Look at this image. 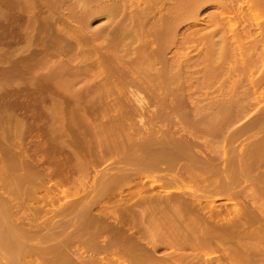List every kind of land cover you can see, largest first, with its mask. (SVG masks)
<instances>
[{
  "label": "rangeland",
  "instance_id": "rangeland-1",
  "mask_svg": "<svg viewBox=\"0 0 264 264\" xmlns=\"http://www.w3.org/2000/svg\"><path fill=\"white\" fill-rule=\"evenodd\" d=\"M163 1L164 0H0V264H139V262L144 264H146V262L147 264H159V262H161L160 264H264V82L258 89L259 92L257 91L256 93L255 91L253 93V88H250L252 86L249 85L252 82L249 78H254L256 80L264 76V63L258 62L260 64L259 66L262 68L259 67L261 70L258 68L256 73H253V71L255 72V65L254 67L252 66L253 69L249 67L251 65L249 61L252 62V60L247 59L249 64L248 67L250 68V72H248L250 76H247V74H245L247 72L246 61L242 59L245 61L244 63L241 61L237 62L240 56H237L239 57V59H237L235 54L237 55V53H239L237 52L239 48L237 47L236 49V45L232 43L234 40L232 41L231 39V41H229L232 43V46H235L233 50L234 52L236 50L237 53L233 52L232 46H229V42L227 47L231 50L228 52L229 50L227 51L228 48H226L227 52H225L227 55H234H231V58L229 57L230 55H224V61L226 62L223 61L224 63H222L224 64V69L221 67L219 68L220 71H218V65L213 68L222 75L218 76L219 73L216 72V70L215 72H208L207 69V74H213V76L211 75L209 78V75L207 76L206 71H204V67L207 65H203L205 61L206 63L210 62L204 57L208 52L207 49V52H205V48L207 47L205 41H207V38L206 36L205 38L201 37H203L204 33L215 28L214 25H212L213 19L211 20L212 22L210 21L212 24L208 21L212 18V15L217 16L220 14V8L216 9V5L213 3L211 4L212 1H207V4H203L206 3V1H203V5L201 4V7L199 5L200 11L197 16L198 18L196 16L192 18V15H189L188 9L191 8L190 6L193 0ZM183 6L186 10H184ZM112 9L115 12L112 11ZM110 10L113 13H111ZM209 11H213L214 14H209ZM215 11L216 13L219 11V13L216 14ZM170 12L171 14H169ZM174 12L176 13L174 14ZM236 15L237 17L234 19L236 24L234 23V26L239 29H234L240 31L246 22L243 23L244 19L242 21V12L240 13L239 11ZM172 17L175 19L173 22ZM218 17L219 15L217 19ZM129 18L131 21H129ZM141 19L142 22L145 21L142 23L140 22ZM179 20L182 22L184 21V23ZM117 21L118 24L114 25ZM150 21L153 24L149 26ZM136 23L138 25H136ZM172 23H174V26L171 25ZM255 23L253 24L254 26L257 25ZM170 25L172 27H170ZM205 25L208 28L211 25L213 27L211 26L212 29L207 28V30L205 29L203 31ZM144 26H147L146 31H144ZM152 26L157 28H153ZM124 27L126 30H124ZM257 27L258 26H255L254 30L258 31L259 29H257ZM162 29L165 30L163 31ZM166 29L169 30L167 31ZM198 29H202L204 33L202 31L199 33ZM142 30L146 32V36L149 38L145 37V33ZM148 30H150V34H148ZM151 31L153 33H151ZM228 31L229 34L227 33V35L230 36L232 32H230V30ZM174 32L176 34H174ZM177 33H179V35ZM187 33L193 34L194 36H189ZM195 33H197V35ZM82 34L84 37L88 36L91 41L89 42L88 38H84ZM159 34H162V36ZM218 35L220 34L218 33ZM89 36H91V38ZM106 36L111 37L107 38ZM197 36L201 39L197 38ZM217 36L216 38L214 37L215 40H219L220 37ZM169 37H172L170 38L172 40L174 39L173 42H171ZM193 37L195 39H193ZM134 38L137 39V41ZM130 39L135 41H131ZM103 40L105 41L101 44L100 42ZM200 40L203 42L201 43ZM209 40H211V38ZM161 41L164 42L165 45H163L164 43L161 45ZM196 41L199 43L197 44ZM167 42H169V44ZM157 43L161 45L159 46L160 49L156 48L158 46ZM188 43L189 45H187ZM89 44L90 46H88ZM103 44H108V47ZM220 44L221 43H218L219 46ZM142 45H145L144 48ZM186 45L188 47H186ZM109 46L114 48L110 49ZM199 47H201V49ZM127 48L130 53H127ZM153 48L155 51L151 50ZM96 49L100 50L98 51ZM63 50H65V53ZM87 50L89 52H87ZM136 50H138V52ZM162 50L164 54H161ZM152 51L155 54L152 53ZM149 52L151 55H149ZM113 53L115 56H112ZM131 53L133 56L130 55ZM136 53L137 56H135ZM99 54L100 56H98ZM102 54L105 55V57H103ZM141 54L146 57L149 55L148 57H151V60L152 58L154 59L152 60L154 63L156 61V65L150 64L149 61L148 63L151 66H147L148 64L145 63L150 59L145 57V59H147L145 60L143 56H140ZM93 55L94 58H92ZM154 55L157 56L154 58ZM177 57L178 59H175ZM91 58L92 61H96L91 62ZM54 59L55 62L53 61ZM226 59H229V61ZM102 60L105 61L102 62L103 64L101 63ZM230 60L232 62H230ZM194 62H198V67L196 66L194 70L198 68L199 71L194 74V76L197 75L198 77H195V80L198 79L195 85L197 86L199 84L198 88L202 91L200 93L202 102L198 103L199 105L203 103L201 105L202 108L205 104L208 106L211 104L210 106H212V100H214L212 97L220 94V87H223L222 89H225L224 91L229 93L232 89L234 90L235 86H239L237 90L242 92L238 91L237 98H239L240 93H246V95L245 93L242 94L240 99L236 98L239 102L231 105L232 107H230V109L232 108V111L230 109V111H227V114L231 115L232 113L233 116L220 114L223 119L216 116L215 121L218 119L216 121L218 123L222 122L219 120H223L222 124L214 123L213 118L210 116L206 118L204 115L205 113L203 114L204 110L199 114L197 112L200 110L197 111V107L192 108L197 102L191 100L192 98L189 96L188 92L190 90L192 91L195 87L189 88L187 86L188 80H184L183 77L188 75V72L185 71L187 68L185 67H187L188 64H194ZM141 63L143 66H141ZM173 63H175V65ZM52 65L55 66L53 67ZM86 65L90 69L85 67ZM152 65L154 66L152 67ZM180 65L181 68L183 67L185 69L181 70L182 73L179 75L181 79L179 78L180 80H177V84L176 82L174 83V81L172 82L170 75L173 76L172 73L177 71L175 70L176 68L181 69ZM114 66H116V68ZM156 66L159 67L156 68ZM199 66L201 67L199 68ZM231 66H235L233 69L237 68L235 72H228V70L232 69ZM100 67H103V69L101 70ZM154 67L157 69V73ZM168 67H172V70L175 71L173 72ZM256 67H258V65ZM121 68L124 69L122 70ZM144 68L147 69V71H145ZM192 68L193 66L191 69ZM208 68L212 69V67ZM138 70L141 72H138ZM222 71L226 72L223 74ZM242 72L244 76L241 75ZM97 73L99 75H97ZM166 73L169 74V76ZM76 75L77 78L75 77ZM237 75L243 78L241 77L239 79V77H237L236 82L235 78ZM231 76H235L234 80ZM224 77L227 78L221 81ZM228 77L229 79L231 78L232 81L231 79L228 80ZM132 78H134V80ZM159 78L162 79L160 80ZM208 78L211 83L206 81ZM247 78L251 80L250 83ZM52 79L53 83L51 81ZM124 81H126L127 85H125ZM234 82H236V84ZM247 82L249 84L244 85ZM80 83L83 85V89ZM100 83L102 84L99 85ZM169 83L171 86H169ZM204 83L207 84L205 85ZM161 84L162 86H160ZM200 85L202 88L199 87ZM247 85H249V87ZM86 86L88 89L84 88ZM145 86L147 88H144ZM78 87H80L79 91ZM178 88L181 90L177 91L180 94L175 92ZM248 88L251 89L252 92L251 90L249 91ZM67 89L69 90V94L71 93V97H69L70 95L68 93H65L68 92ZM76 90L80 93H76ZM173 90L178 96H176V94H170L174 93ZM247 90L248 92H246ZM166 92L169 93L166 95ZM133 93L136 94V97L138 93H140L143 102L140 98L136 99ZM206 93H208V100H205V102L203 98L206 96ZM100 96H105V98H101ZM209 96L211 100H209ZM91 97L94 98L91 99ZM110 97H113V100ZM116 97H118V99ZM226 97L230 98V95ZM77 99L79 100L77 101ZM111 100L113 102H111ZM208 101L212 102L208 104ZM241 101L242 104H240ZM243 101H246V104ZM255 102L261 103L256 104ZM82 103L85 105L83 106ZM116 103L118 106H122L118 107ZM177 104L180 105L177 106ZM234 105L236 108L239 106L241 107L236 109L233 107ZM208 106L206 107L205 105L206 108H208ZM111 109H114L113 112L115 115L111 113ZM242 109H246V112H241L243 114L240 113ZM194 110L197 111L195 117L192 116L194 115ZM236 110H239V112ZM107 111L110 114H107ZM117 111H119V113H117ZM257 111L259 113H257ZM186 112L188 113L186 114ZM162 113L164 115L166 114V116L163 115V117H161L162 115L160 114ZM206 115L208 114L206 113ZM222 115L226 116V118L222 117ZM199 116L200 118L203 117L204 120L206 118V121L200 119ZM89 118L90 120H88ZM198 118L200 121H197ZM252 118L254 120L251 121ZM114 119L118 120L115 121ZM169 120H172V123ZM201 120L212 126L214 124L213 127L209 125L212 130L208 128L204 122L202 123ZM108 121H111V125ZM96 122L99 123L96 124ZM194 122H196L197 125ZM224 122H227V124ZM201 123L202 126L206 128L203 129ZM198 124L201 127H199ZM220 126L224 127L225 130L222 128L220 129ZM144 130L146 132H144ZM110 132L111 134H109ZM171 132L172 134H170ZM197 132L199 133L197 134ZM223 133L224 135H221ZM237 133L240 134L236 135ZM139 137H141V139ZM142 138L144 140H142ZM145 138H147L148 142ZM198 138H201V140ZM109 139L110 141H108ZM168 139L169 141H167ZM103 140L105 141L104 143ZM137 140L138 142L140 140L139 144H137ZM190 140L193 144L190 143ZM196 141L197 144H195ZM98 145L101 146H99V149ZM102 149L105 150L103 151ZM161 150L162 152H160ZM106 151L109 152L107 153ZM188 152H190V154H188ZM59 154L61 156H59ZM77 154H80V156ZM148 155L149 158L147 157ZM158 156L161 158H157ZM119 158L120 160H118ZM132 158H135L134 161ZM152 160L154 162L159 161L157 162V166L160 168H158ZM135 162L137 164H135ZM190 162L192 164H190ZM160 163H163V165ZM75 165L76 167H74ZM151 165H155V168ZM160 165L164 168L162 169ZM166 167H170L169 170L171 169L172 171H170L172 173L167 171L168 169ZM157 168L158 170H156ZM159 170L162 171L159 173ZM63 172L66 175H63ZM169 180L171 181L169 182ZM149 193L152 194L150 195ZM161 195L164 198H160ZM173 202H175V205H172ZM152 203L158 204L156 206L155 204L152 205ZM146 207L147 209L144 210ZM155 207L158 209H155ZM152 211L155 212V214ZM214 211L219 213L216 214ZM150 215L152 216L150 217ZM155 215L159 217H155ZM213 218H215L216 223ZM160 219H162V222ZM153 223H155V225ZM220 224H222V226ZM204 225L207 228H205ZM6 227H8V230ZM209 227L212 228L210 229ZM10 230L11 234L9 233ZM3 232L4 234H2ZM8 234L11 236L10 239L8 238ZM3 235H6V239ZM160 235L163 236L160 237ZM111 240L114 241L111 242ZM7 242L9 243L6 244ZM88 242L94 243L93 248L95 247V250ZM130 242H132L133 245ZM129 243L130 246H134L132 248L134 251L131 250ZM4 244H6V246ZM9 244H12L10 246H13L15 251L11 248H7ZM88 244L89 246L91 245L90 248ZM103 244L106 247H104ZM83 246L89 250L87 251ZM107 246L110 251L107 249ZM109 246L115 249L109 248ZM137 246H139V248ZM96 248H98V251H96ZM104 248L107 250L102 251ZM120 249L121 252L119 251ZM140 250L145 251L142 252ZM167 256L170 258L168 259ZM129 257L132 258L130 259Z\"/></svg>",
  "mask_w": 264,
  "mask_h": 264
},
{
  "label": "bare ground",
  "instance_id": "bare-ground-1",
  "mask_svg": "<svg viewBox=\"0 0 264 264\" xmlns=\"http://www.w3.org/2000/svg\"><path fill=\"white\" fill-rule=\"evenodd\" d=\"M164 1H165V0H164ZM164 1H163V2H164ZM167 1H168V0H167ZM186 1H187V0H186ZM203 1H204V2L206 1V3H203V4H207V1H212L211 4H212V3L215 4V5H216V9H219V8H220V14H218L219 11H217L218 13H216V11H215V13L219 15L218 19H217V16H218V15H217V16L212 15V18L208 21V22H210V21L213 19V20H212L213 22L211 21L213 24L210 22V23H211L212 25H214V27H215V28H213V30L204 33L203 31H204L205 29L207 30V28H208V27H206V25H205L206 28L203 27V31H202V29H198L199 33H201L200 31H202V32L204 33L203 37H201V35H200V37H201V38H205V36H206V38H207V41H205V42L207 43V47L205 46V47H206L205 50L207 49L208 52H207V50H206V51H205V52H207L206 55L203 54V53H205V52H203L202 54H203L204 57L207 58V60L210 61V62H209V63H206V61H205L206 64L203 63V65H207V66H206L207 68L204 67V71H206V70L208 69V70H207L208 72H209V71H210V72H211V71H214V72H215L216 69L214 70L213 68L216 67V65H218V67H217L218 71H220L219 68H221V67H223L222 69H224V64H222V63L225 62V61H224V60H225V59H224V58H225L224 55H225V56L230 55V54L227 55L226 52H227L228 50H229L228 52H230V50H231V49H230L229 47H227V46H228L229 42H230L231 39H232V41L234 40L232 43H234V45H236V49H237V47L239 48V49H237V50H239V51H237V52H239V53H237L236 50H235V52L237 53V55L235 54V56H236V57H237V56H240V59H239V57H237V59H239V61H237V62H240V61H241L242 63H244V62L246 61V64H247V72H246L245 74H247V76H250V75H249L250 73L248 74V72H250V68H249V67H251V68L253 69L254 65H255V67H254V68H255V72L253 71V73H256V71L258 70V68L261 67V66H259V65H260L259 63H262V62L264 63V0H193V3H192V1H191V3H192V5L190 6L191 8L188 9V10H189V15L191 14V15H192V16H191L192 18H194V16H196V17L198 16L199 11H200L199 9H200V7L203 5V4H202ZM179 2H180V1H179ZM168 3H169V2H168ZM189 3H190V2H189ZM189 3H188V4H189ZM184 4H185V3H184ZM201 4H202V5H201ZM120 5H121V4H120ZM169 5H171V4H169ZM199 5H200V7H199ZM215 5H214V7H215ZM115 6H116V5H115ZM162 6H164V5H162ZM174 6H175V5H174ZM164 7H165V6H164ZM170 8H171V7H170ZM173 8H175V7H173ZM177 8H178V6H177ZM177 8H176V9H177ZM183 8H184V6H183ZM117 9H121V8H117ZM162 9H163V8H162ZM166 10H167V9H166ZM166 10H165V11H166ZM184 10H186V9L184 8ZM112 11H114V10L112 9ZM154 11H155V9H154ZM182 11H183V10H182ZM239 11H240V13L242 12V16H241V17H242V21H243V19H244L243 23H244V22H246V23H245V25L242 24V25H243V28H241L242 30L237 31V30H235V29H239V28H237V27L234 26V23L236 22V21H234V19H235V17H237L236 14H237V12H239ZM110 12H111V10H110ZM114 12H115V11H114ZM118 12H119V11H118ZM157 12H158V11H157ZM166 12H167V11H166ZM180 12H181V11H180ZM209 12H210V11H209ZM235 12H236V14H235ZM111 13H113V12H111ZM175 13H176V12H174V14H175ZM233 13H234V14H233ZM116 14H117V12H116ZM161 14H162V13H161ZM169 14H171V12H170ZM169 14H168V15H169ZM187 14H188V12H187ZM209 14H214V12L212 11V12H210ZM216 14H215V15H216ZM109 15H110V14H109ZM114 15H115V14H114ZM166 15H167V14H166ZM185 15H186V12H185ZM112 16H113V15H112ZM139 16H141V15H139ZM182 16H184V15H182ZM187 16H188V15H187ZM108 17H109V16H108ZM178 17H179V16H178ZM113 18H114V17H113ZM140 18H141V17H140ZM172 18H173V17H172ZM174 18H175V15H174ZM174 18H173L172 22L175 20ZM176 18H177V17H176ZM197 18H198V17H197ZM197 18H196V21H197ZM262 18H263V19H262ZM110 19H111V18H110ZM122 19H123V18H122ZM142 19H143V18H142ZM142 19H141V21H140V20H138V21L142 22ZM149 19H150V18H149ZM180 19H181V18H180ZM183 19H185V18H183ZM186 19H187V18H186ZM208 19H209V18H208ZM75 20H76V19H75ZM176 20H177V19H176ZM239 20H240V19H239ZM260 20H261V21H260ZM113 21H114V20H113ZM127 21H128V20H127ZM129 21H131L130 18H129ZM138 21H137V23H138ZM144 21H145V20H144ZM144 21H143V22H144ZM153 21H154V20H153ZM160 21H161V20H160ZM163 21H164V19H163ZM167 21H169V20H167ZM179 21H180V20H179ZM240 21H241V20H240ZM256 21H257V22H256ZM73 22H74V21H73ZM79 22H80V21H79ZM121 22H123V21H121ZM143 22H142V23H143ZM146 22H147V20H146ZM180 22H182V21H180ZM180 22H178V23H180ZM194 22H195V21H194ZM194 22H193V25H194ZM255 22H256V23H255ZM76 23H77V22H76ZM82 23H83V22H82ZM87 23H88V22H87ZM137 23H136V25H138ZM142 23H141V24H142ZM170 23H171V22H170ZM182 23H184V21H183ZM182 23H181V24H182ZM210 23H209V24H210ZM254 23L257 24V25H255V26H258V27H257V29H259L258 31H257V30H254V28H255V26L253 25ZM68 24H69V23H68ZM112 24H113V23H112ZM112 24H111V25H112ZM116 24H118V21H117L114 25H116ZM134 24H135V22H134ZM151 24H153V23H151V21H150L149 26H150ZM157 24H158V23H157ZM162 24H163V23H162ZM173 24H174V23H172L171 25L174 26ZM191 24H192V23H191ZM197 24H198V22H197ZM200 24H201V23H200ZM206 24H207V23H206ZM226 24H227V25H226ZM228 24H229L231 27H230ZM235 24H236V23H235ZM70 25H71V24H70ZM70 25H69V26H70ZM79 25H80V23H79ZM105 25H108V24H105ZM122 25H123V24H122ZM131 25H132V24H131ZM131 25H129V26H131ZM142 25H143V24H142ZM171 25H170V27H172ZM175 25H176V24H175ZM178 25H179V24H178ZM212 25H211V26H212ZM117 26H118V25H117ZM120 26H121V25H120ZM124 26H126V25H124ZM129 26H128V27H129ZM189 26H190V25H189ZM197 26H198V25H197ZM200 26H201V25H200ZM202 26H203V25H202ZM211 26L209 27L210 29H212ZM226 26H227V28H226ZM228 26H229V27H228ZM236 26H237V25H236ZM84 27H85V25H84ZM86 27H87V26H86ZM105 27H106V26H105ZM109 27H110V26H109ZM113 27H114V26H113ZM141 27H142V26H141ZM141 27H140V28H141ZM144 27H145V30H144V31H146V27H147V26H144ZM152 27H153V26H152ZM154 27H155V26H154ZM154 27H153V28H154ZM158 27H159V26H158ZM162 27H163V26H162ZM162 27H160V28H162ZM186 27H187V26H186ZM212 27H213V26H212ZM71 28H72V27H71ZM122 28H123V27H122ZM133 28H135V27H133ZM138 28H139V26H138ZM148 28H149V27H148ZM155 28H157V27H155ZM175 28H178V27H175ZM187 28H188V27H187ZM209 28H208V29H209ZM229 28H230V29H229ZM234 28H235V29H234ZM73 29H74V28H73ZM75 29H76V28H75ZM108 29H109V28H108ZM114 29H115V28H114ZM120 29H121V28H120ZM150 29L152 30L151 27H150ZM183 29H185V28H183ZM191 29H192V28H191ZM196 29H197V27H196ZM78 30H79V28H78ZM111 30H113V29H111ZM118 30H119V28H118ZM124 30H126L125 27H124ZM155 30H156V29H155ZM162 30H163V29H162ZM164 30H165V29H164ZM164 30H163V31H164ZM166 30H167V29H166ZM168 30H169V29H168ZM168 30H167V31H168ZM176 30H177V29H176ZM228 30H230V32H232V34L230 33V34H231L230 36L227 35V33L229 34V31H228ZM71 31H72V30H71ZM142 31H143V30H142ZM144 31H143V32H144ZM149 31H150V30H148V34H150ZM160 31H161V30H160ZM163 31H162V32H163ZM191 31H194V30H191ZM198 31H197V32H198ZM226 31H227V32H226ZM74 32H75V31H74ZM80 32H81V30H80ZM108 32H109V31H108ZM113 32H114V31H113ZM116 32H117V31H116ZM118 32H119V31H118ZM124 32H125V31H124ZM137 32H138V30H137ZM154 32H156V31H154ZM175 32H177V31H175ZM175 32H174V34H176ZM82 33H83V32H82ZM144 33H145V34H144L145 37L147 38L148 36H146V35H147L146 32H144ZM151 33H153V32L151 31ZM171 33H172V32H171ZM218 33H219L220 35H218ZM101 34H102V33H101ZM112 34H113V33H112ZM117 34H118V33H117ZM132 34H133V33H132ZM164 34H165V32H164ZM166 34H168V33H166ZM177 34L179 35V33H177ZM181 34H182V33H181ZM187 34H189V36H191V35L194 36L193 34H190V33H187ZM195 34L197 35V33H195ZM207 34H208V35H207ZM216 34H217L218 36H217ZM76 35H77V34H76ZM154 35H155V33H154ZM159 35L162 36V34H159ZM184 35H185V34H184ZM196 35H195V37H196ZM215 35H216L217 37H220L219 40H217V39L215 40V39H214V37L216 38ZM82 36H83V34H82ZM96 36H97V35H96ZM100 36H101V35H100ZM100 36H99V37H100ZM141 36H142V34H141ZM156 36H157V35H156ZM170 36H172V35H170ZM173 36H175V35H173ZM208 36H209V37H208ZM75 37H77V36H75ZM83 37H84V36H83ZM85 37L88 38V36H85ZM85 37H84V38H85ZM89 37L91 38V36H89ZM99 37H98V38H99ZM101 37H102V36H101ZM106 37H107V36H106ZM110 37H111V36H110ZM110 37L108 36L107 38H110ZM126 37H127V35H126ZM167 37H168V36H167ZM167 37H166V38H167ZM176 37H177V36H176ZM185 37H186V35H185ZM80 38H81V37H80ZM129 38H130V36H129ZM143 38H144V37H143ZM143 38H142V39H143ZM148 38H149V37H148ZM154 38H155V36H154ZM156 38H157V37H156ZM170 38H172V37H169V39H170ZM188 38H189V37H188ZM190 38H191V37H190ZM197 38H199V37L197 36ZM201 38H199V39H201ZM210 38H211V40H209ZM78 39H79V38H78ZM103 39H104V38H103ZM134 39H135V38H134ZM140 39H141V38H140ZM167 39H168V38H167ZM181 39H182V38H181ZM193 39H195V38L193 37ZM199 39H198V40H199ZM80 40H81V39H80ZM88 40H89V38H88ZM99 40H101V39H99ZM130 40H131V39H130ZM135 40L137 41V39H135ZM135 40L132 39L131 41H135ZM143 40H144V39H143ZM143 40H141V41H143ZM145 40H147V39H145ZM154 40H155V39H154ZM158 40H159V39H158ZM160 40H161V39H160ZM170 40H171V42H173L174 39H173V40L170 39ZM170 40H169V41H170ZM188 40H189V39H188ZM198 40H197V41H198ZM203 40H206V39H203ZM208 40H209L210 42H209ZM229 40H230V41H229ZM90 41H91V40H89V42H90ZM104 41H105V40H103V41L100 42V43L102 44ZM162 41H163V40H162ZM162 41L160 42L161 45H162V43H164V42H162ZM164 41H165V40H164ZM197 41H196V43H197ZM200 41H201V43L203 42L202 40H200ZM89 42H88V43H89ZM109 42H110V41H109ZM111 42H112V41H111ZM128 42H130V41H128ZM146 42H148V41H146ZM146 42H143V43H146ZM151 42H152V41H151ZM156 42H157V40H156ZM184 42H185V41H184ZM84 43H85V42H84ZM107 43H108V42H107ZM116 43H117V41H116ZM132 43H134V42H132ZM136 43H137V42H136ZM154 43H155V42H154ZM167 43L169 44V42H167ZM192 43H193V42H192ZM198 43H199V42H198ZM198 43H197V44H198ZM218 43H221L220 46L218 45ZM232 43L230 42V45H229L230 47L232 46V45H231ZM114 44H115V41H114ZM146 44H147V43H146ZM157 44H158V43H157ZM171 44H173V43H171ZM185 44H186V43H185ZM91 45H92V44H91ZM103 45H105V44H103ZM107 45H108V44H107ZM107 45H105V46H107ZM111 45H112V44H111ZM128 45L130 46L129 43H128ZM131 45H132V44H131ZM140 45H141V44H140ZM140 45H139V46H140ZM161 45L158 44V46H157L156 48L158 49L159 46H161ZM163 45H165V43H164ZM187 45H189V43H188ZM187 45H186V47H188ZM204 45H205V44H204ZM204 45H203V46H204ZM234 45L231 47L232 50H233L234 47H235ZM76 46H78V45H76ZM88 46H90V44H89ZM118 46H119V44H118ZM134 46H135V45H134ZM142 46H143V45H142ZM144 46H145V45H144ZM144 46H143V48H144ZM177 46H178V45H177ZM99 47H100V46H99ZM107 47H108V46H107ZM109 47H110V46H109ZM137 47H138V45H137ZM178 47H179V46H178ZM193 47H194V46H193ZM195 47H196V44H195ZM80 48H81V47H80ZM101 48H102V47H101ZM112 48H114V47H112ZM112 48L110 47V49H112ZM115 48H116V47H115ZM117 48H118V47H117ZM154 48H155V47H154ZM154 48L151 49V50H154V51H155L156 48H155V49H154ZM199 48L201 49V47H199ZM226 48H228L227 51H226ZM90 49H92V48H90ZM94 49H95V48H94ZM135 49H136V48H135ZM135 49H134V50H135ZM159 49H160V48H159ZM172 49H173V48H172ZM196 49H197V47H196ZM79 50H80V49H79ZM96 50H98V49H96ZM99 50H100V49H99ZM99 50H98V51H99ZM105 50H106V49H105ZM114 50H118V49H114ZM126 50H128V48H127ZM139 50H140V49H139ZM143 50H144V49H143ZM164 50H165V49H164ZM168 50H169V48H168ZM174 50H175V49H174ZM177 50H179V49H177ZM187 50H188V49H187ZM193 50H194V49H193ZM64 51H65V50H63V52H64ZM75 51H76V50H75ZM90 51H91V50H90ZM93 51H94V50H93ZM136 51L138 52V50H136ZM141 51H142V49H141ZM147 51H149V50H147ZM147 51H146V52H147ZM159 51H160V50H159ZM179 51H180V50H179ZM194 51H196V50H194ZM197 51H198V50H197ZM225 51H226V52H225ZM63 52H62V53H63ZM87 52H89V51L87 50ZM107 52H108V49H107ZM111 52H112V51H111ZM128 52H129V50L127 51V53H128ZM131 52H132V51H131ZM165 52H166V50H165ZM172 52H173V51H172ZM191 52H192V51H191ZM191 52H190V53H191ZM200 52H201V50H200ZM233 52H234V50H233ZM235 52H234V53H235ZM64 53H65V52H64ZM72 53H73V52H72ZM81 53H82V51H81ZM95 53H96V52H95ZM105 53H106V51H105ZM115 53H116V52H115ZM129 53H130V52H129ZM133 53H134V52H133ZM140 53H141V52H140ZM140 53H139V54H140ZM152 53H154V52L152 51ZM157 53H158V51H157ZM162 53H163V50L161 51V54H162ZM174 53H175V51H174ZM176 53H177V52H176ZM180 53H181V52H180ZM188 53H189V52H188ZM193 53H194V52H193ZM195 53H196V52H195ZM231 53H232V52H231ZM89 54H90V53H89ZM100 54H101V52H100ZM100 54H99L98 56H100ZM103 54H104V53H103ZM103 54H102V55H103ZM109 54H110V52H109ZM120 54H121V53H120ZM124 54H125V53H124ZM139 54H138V55H139ZM154 54H155V53H154ZM161 54H160V55H161ZM163 54H164V53H163ZM178 54H179V53H178ZM186 54H187V51H186ZM196 54H197V53H196ZM60 55H61V54H60ZM65 55H66V54H65ZM71 55H72V54H71ZM71 55H69V56H71ZM82 55H83V53H82ZM96 55H97V54H96ZM113 55H114V53L112 54V56H113ZM122 55H123V54H122ZM128 55H129V54H128ZM130 55H132V53H131ZM134 55H135V54H134ZM147 55H148V54H147ZM149 55H151L150 52H149ZM149 55H148V56H149ZM152 55H153V54H152ZM157 55H158V54H157ZM157 55H156V56H157ZM160 55H159V57H160ZM175 55H176V54H175ZM231 55H234V54H231ZM231 55L229 56L230 58H231ZM62 56H63V55H62ZM62 56H61V57H62ZM78 56H79V55H78ZM85 56H86V55H85ZM89 56H90V55H89ZM114 56H115V55H114ZM120 56H121V55H120ZM132 56H133V55H132ZM135 56H137V53H136ZM135 56H134V57H135ZM140 56L142 57L143 55L141 54ZM148 56H147V57H148ZM156 56L154 55L153 57L155 58ZM166 56H167V55H166ZM166 56H165V57H166ZM61 57H60V58H61ZM101 57H102V56H101ZM103 57H105V55H103ZM143 57H144V59H145L146 56L144 55ZM147 57H146V58H147ZM161 57H162V56H161ZM175 57H176V56H175ZM202 57H203V56H202ZM204 57H203V58H204ZM229 57H228V58H229ZM233 57H234V56H233ZM241 57H242V58H241ZM247 57H248V58H247ZM249 57H250V59H249ZM69 58H70V57H69ZM92 58H94V55L92 56ZM92 58H91V62L96 61V60H93V61H92ZM99 58H100V57H99ZM120 58H121V57H120ZM137 58H139V57H137ZM150 58H151V57H150ZM150 58L148 57L147 59H150ZM167 58H168V57H167ZM172 58H173V57H172ZM245 58H246V59H245ZM86 59H87V58H86ZM100 59H101V58H100ZM100 59H99V60H100ZM121 59H122V58H121ZM130 59H132V58H130ZM130 59H129V60H130ZM134 59H135V58H134ZM134 59H133V60H134ZM141 59H142V58H141ZM147 59H145V60H147ZM175 59H178V57L175 58ZM200 59H201V57H200ZM242 59H244L245 61L242 60ZM247 59H248V60H252V62L249 61V63L251 64L250 66H249V64H248V62H247V61H248ZM50 60H51V59H50ZM70 60H71V59H70ZM73 60H74V58H73ZM83 60H84V59H83ZM125 60H126V59H125ZM152 60H154V59L152 58ZM152 60H151V59H150V60H147L145 64H148L147 66H149L150 64H155L156 61H155V63H154ZM155 60H157V59H155ZM158 60H159V59H158ZM160 60H161V59H160ZM170 60H171V59H170ZM173 60H174V59H173ZM182 60H183V59H182ZM185 60H186V59H185ZM190 60H192V59H190ZM226 60L229 61V59H226ZM53 61L55 62V59H54ZM57 61H58V60H57ZM57 61H56V62H57ZM59 61H60V60H59ZM62 61H63V60H62ZM84 61H85V60H84ZM107 61H108V60H107ZM109 61H110V60H109ZM123 61H124V60H123ZM123 61H122V62H123ZM137 61H138V60H137ZM149 61H150V64L148 63ZM176 61H177V60H176ZM178 61H179V60H178ZM192 61H193V60H192ZM223 61H224V62H223ZM232 61H233V58H232ZM232 61L230 60V62H232ZM99 62H100V61H99ZM99 62H98V63H99ZM102 62H105V61L102 60L101 63H102ZM152 62H153V63H152ZM185 62H186V61H185ZM189 62H191V61H189ZM220 62H221V63H220ZM230 62H228V63H230ZM258 62H259V63H258ZM52 63H53V62H52ZM85 63H86V62H85ZM89 63H90V60H89ZM111 63H112V62H111ZM133 63H134V62H133ZM187 63H188V62H187ZM197 63H198V62H194V64H192V65H191V64H190V65L188 64V66L185 67V68H187L185 71L188 72V75H186L185 77H183L184 80H188V84H187V86H188L189 88H190V87H193V88L195 87L194 89L191 88L192 91H191L190 89H188V90H190L188 93H189V96L192 98V99H191V98H190V99H191L193 102H194V101L197 102V103L195 104L196 106L194 105L192 108H196V107H197V111H199V110H200V111L197 112L196 110H194L195 112H194V115H192V116L195 117L196 112L199 113V114H201L202 111L204 110L205 112L203 111V114L205 113V114H204L205 117L207 118V116H210L211 118H213L214 123H215V122L218 120V119H217V120L215 121L216 116H219L220 118H221L220 114H224V115L226 114L227 116H229L230 114H227V111H230V110L232 109V108L230 109V107H232L231 105H233V104H237V102H239L238 100H236L237 95H238V91H240V90H237V89L239 88V86H235V87H234V90L232 89L231 91H229V93H228V92H225V91H224L225 89H222L223 87H220V88H219V89H220V94L217 95L218 98H217V96L215 95L214 97H212V99H214V100H212L213 102H212V101H208V104H210V103L212 102V106H210V105H211V104H210V105H209L210 107H209L207 104H205L206 107L208 106L209 109L206 108L205 105L203 106V108L208 109V110L203 109L202 106H201L203 103H201L200 105L198 104V103L202 102V100H201L202 98L200 97V96H201L200 93H201L202 91H200L199 88H198V85H199V84H198L197 86L195 85V83L198 81V79H197V80H195V79L198 78V77H197V75L194 76V74L198 73V71H199L198 68H197L196 70H194L195 67L197 66ZM201 63H202V62H201ZM201 63H199V64H201ZM215 63H218V64H215ZM225 63H226V62H225ZM233 63H235V62H233ZM263 63H262V64H263ZM53 64H54V63H53ZM75 64H77V63H75ZM94 64H95V62H94ZM102 64H103V63H102ZM109 64H110V63H109ZM125 64H126V63H125ZM173 64L175 65V63H173ZM195 64H196V65H195ZM199 64H198V65H199ZM219 64H220V65H219ZM89 65H90V64H89ZM91 65H92V64H91ZM97 65H98V64H97ZM105 65H106V64H105ZM136 65H137V64H136ZM155 65H156V64H155ZM171 65H172V63H171ZM184 65H185V64H184ZM209 65H210V66H209ZM212 65H213V66H212ZM235 65H236V64H235ZM257 65H258V67H256ZM50 66H51V65H50ZM52 66L54 67L55 65H52ZM92 66H93V65H92ZM102 66H103V65H102ZM132 66H133V65H132ZM141 66H143L142 63H141ZM150 66H151V65H150ZM153 66H154V65H152V67H153ZM178 66H179V65H178ZM192 66H193V68L191 69ZM228 66H230V65H228ZM228 66H227V67H228ZM243 66H244V65H243ZM248 66H249V67H248ZM252 66H253V67H252ZM58 67H59V66H58ZM85 67H88V66L86 65ZM90 67H91V66H90ZM112 67H113V66H112ZM112 67H111V68H112ZM114 67L116 68V66H114ZM135 67H136V66H135ZM137 67H138V66H137ZM157 67H159V66H156V68H157ZM197 67H198V66H197ZM200 67H201V66H199V68H200ZM202 67H203V66H202ZM208 67H212V69H209ZM231 67H232V66H231ZM231 67H230V68H231ZM233 67H235V66H233ZM233 67H232V69H233ZM237 67H239V66H237ZM263 67H264V66H263ZM59 68H60V67H59ZM61 68H62V67H61ZM91 68H92V67H91ZM100 68H101V67H100ZM104 68H105V66H104ZM154 68H155V67H154ZM156 68H155V69H156ZM168 68L172 70V67H171V68L168 67ZM180 68H181V65H180ZM185 68H183V67H182L181 69H179V68L177 69V68H176L175 70H177V71L174 70L175 73H172L173 76L170 75V76H171L170 79H172V82L174 81V83H175V82L177 83V80H180V79H181V76L179 77V75H181V73H182L181 70H182V69H185ZM230 68H229V69H230ZM240 68H241V66H240ZM243 68H245V67H243ZM248 68H249V69H248ZM261 68H262V67H261ZM261 68H259V70H261ZM54 69H55V68H54ZM63 69H64V68H63ZM88 69H90V68L88 67ZM102 69H103V67L101 68V70H102ZM108 69L111 70L110 68H108ZM121 69L123 70L124 68H121ZM135 69H136V68H135ZM139 69H140V66H139ZM141 69H142V67H141ZM155 69H154V70H155ZM166 69H167V68H166ZM232 69L228 70V72H232V71L235 72V70H236L237 68H236V69H233V70H232ZM55 70H56V69H55ZM106 70H107V69H106ZM109 70H107V71H109ZM118 70H119V69H118ZM122 70H121V71H122ZM144 70L147 71V69H145V68H144ZM144 70H143V71H144ZM148 70H149V69H148ZM154 70H153V71H154ZM188 70H189V71H188ZM201 70H202V69H201ZM201 70H200V71H201ZM248 70H249V71H248ZM62 71H63V70H62ZM97 71H98V69H97ZM112 71H113V70H112ZM112 71H111V73H112ZM114 71H115V70H114ZM116 71H117V70H116ZM127 71H128V70H127ZM143 71H142V72H143ZM159 71H160V70H159ZM172 71H173V70H172ZM174 71H173V72H174ZM202 71H203V70H202ZM207 71H206V74H207ZM218 71L216 70V72H218ZM242 71H243V69H242ZM245 71H246V70H245ZM50 72L52 73L51 70H50ZM89 72H90V71H89ZM93 72H94V70H93ZM138 72H141V71L138 70ZM165 72H166V71H165ZM224 72H226V71H224ZM224 72L222 71L223 74H224ZM262 72H263V69H262ZM4 73H5V72H4ZM51 73H50V74H51ZM70 73H71V72H70ZM72 73H73V72H72ZM111 73H110V74H111ZM132 73H133V71H132ZM156 73H157V69H156ZM159 73H160V72H159ZM162 73H163V72H162ZM167 73H168V72H167ZM167 73H166V74H167ZM204 73H205V72H204ZM218 73H219V72H218ZM239 73H240V71H239ZM57 74H60V73H57ZM62 74H63V72H62ZM91 74H92V73H91ZM93 74H94V73H93ZM112 74H113V73H112ZM114 74H116V73H114ZM125 74H126V73H125ZM133 74H134V73H133ZM139 74H140V73H139ZM163 74H164V73H163ZM235 74H236V73H235ZM260 74H261V73H260ZM63 75H64V74H63ZM97 75H99V74L97 73ZM102 75H103V74H102ZM108 75H109V74H108ZM108 75H107V76H108ZM142 75H143V74H142ZM142 75H141V76H142ZM161 75H162V74H161ZM161 75H160V76H161ZM167 75L169 76V74H167ZM208 75H209V78H210L211 75L213 76V74H211V73H208L207 76H208ZM215 75H218V74H215ZM220 75H222V74L219 73L218 76H220ZM226 75H227V74H226ZM241 75H243V72L241 73ZM104 76H105V75H104ZM104 76H103V78H104ZM116 76H117V75H116ZM121 76H122V75H121ZM157 76L159 77L158 74H157ZM199 76H200V73H199ZM204 76H205V74H204ZM223 76H224V75H223ZM228 76H229V75H228ZM243 76H244V75H243ZM65 77H66V76H65ZM75 77L77 78V75H76ZM97 77H98V76H97ZM131 77H133V76H131ZM158 77H157V79H158ZM195 77H196V78H195ZM231 77H232V76H231ZM234 77H235V76H234ZM234 77H232L233 80H234ZM237 77H239V75H237L236 78H235V79H236V82H237ZM241 77H242V76H241ZM241 77H239V79H240ZM252 77H253V76H252ZM76 78H75V79H76ZM106 78H110V77H106ZM120 78H121V77H120ZM126 78H127V77H126ZM153 78H155V77H153ZM179 78H180V79H179ZM209 78H208V80L206 79V81H209V82H210ZM226 78H227V77H226ZM226 78H225V77L222 78L223 80H221V81H224ZM242 78H243V77H242ZM245 78H246V75H245ZM248 78H249V77H248ZM248 78H247V80H248ZM256 78H257V77H256ZM49 79H50V78H49ZM128 79H129V78H128ZM132 79L134 80V78H132ZM159 79H160V78H159ZM161 79H162V78H161ZM161 79H160V80H161ZM170 79H169V80H170ZM203 79H204V77H203ZM211 79H212V77H211ZM230 79H231V78H230ZM230 79H229V77H228V80H230ZM249 79L252 80L251 84H249L251 80H248L249 83L247 82V83H245V84L243 83V84H244V85H246V84L251 85L252 87H250V88H253V93H254V91H255V93H256V92L258 91V89L260 88V86H262V84H263V82H264V76L261 77V78L259 77V78L256 79V80H255L254 78H249ZM253 79H254V81H253ZM62 80H63V79H62ZM69 80H70V79H69ZM160 80H159V81H160ZM199 80H200V79H199ZM201 80H202V78H201ZM201 80H200V81H201ZM51 81H52V83H53V79H52ZM51 81H50V83H51ZM56 81H57V80H56ZM71 81H72V80H71ZM126 81H127V80H126ZM126 81H124V82H125V85H127V84H126ZM206 81H204V82H206ZM221 81H220V82H221ZM231 81H232V79H231ZM231 81H230V82H231ZM241 81H243V80H241ZM241 81H240V82H241ZM62 82H63V81H62ZM67 82H68V81H67ZM127 82H128V81H127ZM139 82H141V81H139ZM143 82H145V81H143ZM162 82H163V81H162ZM172 82H171V83H172ZM185 82H187V81H185ZM220 82H219V83H220ZM236 82H234V83L236 84ZM240 82H239V84H240V86H241V83H240ZM243 82H244V81H243ZM58 83H59V82H58ZM102 83H103V82H102ZM102 83H100L99 85H101ZM111 83H112V82H111ZM128 83H129V82H128ZM180 83H181V82H180ZM202 83H203V82H202ZM210 83H211V82H210ZM212 83H213V82H212ZM221 83H222V82H221ZM225 83H226V82H225ZM227 83H228V81H227ZM227 83H226V84H227ZM85 84H86V83H85ZM85 84H84V86H85ZM104 84H105V82H104ZM123 84H124V83H123ZM164 84H165V83H164ZM164 84H163V85H164ZM169 84H170V83H169ZM177 84H178V83H177ZM196 84H197V83H196ZM204 84L206 85L207 83H204ZM223 84H224V82H223ZM231 84H232V83H231ZM80 85H81V87L83 86L81 83H80ZM80 85H79V86H80ZM86 85H87V84H86ZM88 85H90V84H88ZM94 85H95V84H94ZM96 85H97V84H96ZM130 85H131V84H130ZM136 85H137V84H136ZM143 85H144V84H143ZM148 85H149V84H148ZM165 85H166V84H165ZM182 85H183V84H182ZM202 85H203V84H202ZM205 85H204V86H205ZM210 85H211V84H210ZM214 85H215V84H214ZM221 85H222V84H221ZM221 85H219V86H221ZM249 85H247V86L249 87ZM58 86H59V85H58ZM92 86H93V85H92ZM103 86H104V85H103ZM160 86H162V84H161ZM169 86H171V84H170ZM169 86H168V87H169ZM224 86H225V85H224ZM73 87H74V86H73ZM101 87H102V86H101ZM155 87H156V86H155ZM155 87H154V89H155ZM173 87H174V84H173ZM173 87H172V88H173ZM180 87H181V85H180ZM199 87H201V85H200ZM59 88H60V87H59ZM79 88H80V87H78V91H79ZM84 88L88 89L87 86L84 87ZM111 88H112V87H111ZM139 88H140V87H139ZM144 88H147V87L145 86ZM148 88H149V87H148ZM161 88H162V87H161ZM175 88H176V87H175ZM201 88H202V87H201ZM207 88H210V87H207ZM207 88H204V89H207ZM212 88H213V87H212ZM242 88H243V86H242ZM52 89H53V88H52ZM82 89H83V87H82ZM82 89H81V90H82ZM97 89H98V88H97ZM150 89H151V88H150ZM157 89H158V88H157ZM176 89H177V88H176ZM176 89H175V90H176ZM217 89H218V86H217ZM217 89H215V90H217ZM219 89H218V91H219ZM246 89H247V87H246ZM248 89H249V88H248ZM63 90H64V89H63ZM67 90H68V89H67ZM125 90H126V88H125ZM142 90H143V89H142ZM182 90H183V89H182ZM201 90H203V89H201ZM212 90H213V89H212ZM228 90H229V89H228ZM250 90H251V89H249V91H250ZM71 91H72V90H71ZM76 91H77V90H76ZM78 91H77L76 93H80V92H78ZM82 91H83V90H82ZM82 91H81V92H82ZM134 91H135V90H134ZM134 91H132V92H134ZM152 91H153V90H152ZM168 91H169V89H168ZM177 91H181V90H179V88H178V90H176L175 92H177ZM243 91H245V90H243ZM63 92H65V91H63ZM93 92H94V91H93ZM130 92H131V90H130ZM171 92H172V90H171ZM173 92H174V90H173ZM175 92H174V93H170V94H176ZM190 92H191V93H190ZM204 92H205V90H204ZM208 92H209V91H208ZM210 92H211V91H210ZM215 92H216V91H215ZM240 92H242V91H240ZM240 92H239V93H240ZM246 92H248V90H247ZM251 92H252V90H251ZM258 92H259V91H258ZM65 93H66V94H67V93L69 94V90H68V92H65ZM141 93H142V92H141ZM168 93H169V92H168ZM168 93L166 92V95H167ZM177 93H178V92H177ZM183 93H184V91H183ZM216 93H217V92H216ZM244 93H245V92H244ZM244 93H242V94H244ZM260 93H261V91H260ZM263 93H264V92H263ZM70 94H71V93H70ZM70 94H69V95H70ZM133 94H134V96H135L136 99H139V98H140L141 101L143 100V98L141 99V96H140L141 94H140V93H138V96H137L138 98L136 97L137 91H136V94H135V93H133ZM178 94H180V93H178ZM242 94L240 93V94H239V98H237V99H240V97H242V96H241ZM69 95H68V96H69ZM76 95H77V94H76ZM78 95H79V94H78ZM88 95H89V94H88ZM158 95H159V94H158ZM205 95H206V96H205ZM205 95H204V96H205L206 98H205V97L203 98L204 101H205V100H208V93H206ZM211 95H214V94H211ZM211 95H210V96H211ZM227 95H228V96L230 95V98L226 97ZM245 95H246V93H245ZM259 95H260V94H259ZM109 96H110V95H109ZM109 96H108V98H109ZM111 96H112V95H111ZM129 96H130V95H129ZM134 96H133V97H134ZM144 96H145V95H144ZM144 96H143V97H144ZM161 96H162V95H161ZM161 96H159V97H161ZM168 96H169V95H168ZM176 96H178V95L176 94ZM210 96H209V100H211V99H210V98H211ZM254 96H255V95H254ZM64 97H65V95H64ZM69 97H71V95H70ZM78 97H79V96H78ZM95 97H96V96H95ZM100 97L102 98L103 96H100ZM157 97H158V96H157ZM164 97H165V95H164ZM164 97H163V99H164ZM202 97H203V96H202ZM234 97H235V98H234ZM92 98H94V97H91V99H92ZM101 98H100V99H101ZM103 98H105V96H104ZM106 98H107V97H106ZM110 98H111V97H110ZM114 98H115V97H114ZM116 98L118 99V97H116ZM120 98H121V97H120ZM245 98H246V97H245ZM259 98H260V97H259ZM111 99L113 100V97H112ZM117 99H114V100H117ZM154 99H155V98H154ZM170 99H171V98H170ZM175 99H177V98H175ZM247 99H248V98H247ZM247 99H245V100H247ZM255 99H256V97H255ZM255 99H254V100H255ZM263 99H264V97H263ZM66 100H67V98H66ZM78 100H79V99H77V101H78ZM112 100H111V102H113ZM152 100H153V97H152ZM179 100H181V99H179ZM199 100H200V101H199ZM234 100H235L236 103L234 102ZM241 100H242V99H241ZM254 100H253V101H254ZM261 100H262V99H261ZM261 100H260V101H261ZM105 101H106V100H105ZM137 101H138V100H137ZM144 101H145V100H144ZM204 101H203V102H204ZM255 101H256V100H255ZM257 101H258V100H257ZM262 101H263V100H262ZM52 102H53V101H52ZM70 102H71V101H70ZM81 102H82V101H81ZM142 102H143V101H142ZM159 102H160V101H159ZM171 102H172V101H171ZM177 102H178V101H177ZM205 102H206V101H205ZM209 102H210V103H209ZM243 102H244V101H243ZM245 102H246V101H245ZM245 102H244V103H245ZM109 103H110V102H109ZM114 103H115V102H114ZM138 103H139V101H138ZM144 103H145V102H144ZM190 103H192V102H190ZM255 103H256V102H255ZM259 103H261V102H259ZM259 103L257 102L256 104H259ZM111 104H112V103H111ZM154 104H155V103H154ZM160 104H161V103H160ZM163 104H164V102H163ZM240 104H242V101L240 102ZM245 104H246V103H245ZM82 105L84 106L85 104L82 103ZM93 105H94V104H93ZM112 105H113V104H112ZM112 105H111V106H112ZM116 105H117V103H116ZM135 105H137V104H135ZM140 105H142V104H140ZM144 105H145V104H144ZM161 105H162V104H161ZM168 105H169V104H168ZM171 105H172V103H171ZM171 105H170V107H171ZM173 105H174V104H173ZM178 105H180V104H177V106H178ZM197 105H199V106H197ZM90 106H91V105H90ZM117 106H118V105H117ZM121 106H122V105H121ZM121 106L119 105L118 107H121ZM145 106H146V105H145ZM200 106H201V107H200ZM236 106H237V105H236ZM248 106H249V105H248ZM115 107H116V106H115ZM115 107H114V108H115ZM136 107H137V106H136ZM136 107H135V108H136ZM154 107H155V106H154ZM161 107H162V106H161ZM163 107H164V105H163ZM166 107H167V105H166ZM186 107H187V106H186ZM233 107H235V105H234ZM240 107H241V106H239V107H237V108H240ZM52 108H53V107H52ZM79 108H80V107H79ZM84 108H85V107H84ZM105 108H106V107H105ZM109 108H111V107H109ZM116 108H117V107H116ZM116 108H115V109H116ZM140 108H141V107H140ZM159 108H160V107H159ZM174 108H175V107H174ZM183 108H185V107H183ZM235 108H236V107H235ZM237 108H236V109H237ZM81 109H82V108H81ZM119 109H120V108H119ZM142 109H143V108H142ZM144 109H145V108H144ZM157 109H158V108H157ZM168 109H169V108H168ZM171 109H172V107H171ZM181 109H182V108H181ZM189 109H190V108H189ZM201 109H202V110H201ZM229 109H230V110H229ZM100 110H101V109H100ZM111 110H112V109H111ZM111 110H110V111H111ZM120 110H121V109H120ZM120 110H119V111H120ZM132 110H133V109H132ZM159 110H160V109H159ZM233 110H234V108H233ZM252 110H253V109H252ZM252 110H250V111H252ZM84 111H85V109H84ZM96 111H97V110H96ZM105 111H106V109H105ZM108 111H109V109H108ZM108 111H107V112H108ZM113 111H114V109L112 110L111 113H113V114L115 115V113H114ZM119 111H117V113H119ZM123 111H124V110H123ZM144 111H145V110H144ZM176 111H177V110H176ZM188 111H189V110H188ZM231 111H232V110H231ZM234 111H235V110H234ZM236 111L239 112V110H236ZM247 111H248V109H247ZM52 112H53V111H52ZM88 112H89V111H88ZM99 112H101V111H99ZM115 112H116V111H115ZM124 112H126V111H124ZM137 112H138V109H137ZM161 112H162V111H161ZM161 112H159V113H161ZM170 112H171V111H170ZM241 112H243V113L246 112V109H244V110L242 109V111L240 110V113H241ZM94 113H95V112H94ZM117 113H116V114H117ZM131 113H132V112H131ZM176 113H177V112H176ZM182 113H183V112H182ZM184 113H185V112H184ZM187 113H188V112H186V114H187ZM191 113H192V112H191ZM206 113H207L208 115H206ZM243 113H241V114H243ZM248 113H249V112H248ZM248 113H247V114H248ZM254 113H255V112H254ZM257 113H259V112L257 111ZM96 114H97V113H96ZM107 114H110V113L108 112ZM139 114H140V113H139ZM178 114H179V113H178ZM178 114H177V115H178ZM186 114H185V115H186ZM189 114H190V112H189ZM192 114H193V113H192ZM199 114H198V115H199ZM241 114H240V115H241ZM91 115H92V114H91ZM111 115H112V114H111ZM123 115H124V113H123ZM160 115H162L161 117H163L164 114L162 113V114H160ZM182 115H183V114H182ZM224 115H222V117L226 118V116H224ZM231 115L233 116L232 113H231ZM231 115H230V116H231ZM263 115H264V114H263ZM105 116H107V115H105ZM116 116H118V115H116ZM119 116H120V115H119ZM125 116H126V115H125ZM164 116H166V114H165ZM173 116H174V115H173ZM201 116H202V115H201ZM94 117H95V116H94ZM100 117H101V116H100ZM100 117H99V118H100ZM102 117H103V116H102ZM108 117H109V116H108ZM129 117H130V116H129ZM161 117H160V118H161ZM176 117H178V116H176ZM180 117H181V116H180ZM187 117H188V116H187ZM187 117H186V118H187ZM190 117H191V116H190ZM237 117H240V116H237ZM90 118H91V117H90ZM90 118H89L88 120H90ZM96 118H97V117H96ZM103 118H105V117H103ZM110 118H111V117H110ZM119 118H120V117H119ZM123 118H124V117H123ZM126 118H127V117H126ZM157 118H158V117H157ZM157 118H156V119H157ZM160 118H159V119H160ZM171 118H173V117H171ZM171 118H170V119H171ZM199 118H200V116H199ZM199 118L197 119V121L199 120ZM206 118H205V120L203 119V117L200 118V119H203L204 121H206ZM211 118H210V119H211ZM260 118H261V116H260ZM84 119H85V118H84ZM145 119H146V117H145ZM147 119H148V118H147ZM151 119H152V118H151ZM168 119H169V116H168ZM176 119H177V118H176ZM183 119H184V118H183ZM221 119H223V118H221ZM232 119H234V118H232ZM255 119H256V118H255ZM91 120H92V119H91ZM100 120H101V118H100ZM107 120H108V119H107ZM114 120H115V119H114ZM116 120H118V119H116ZM116 120H115V121H116ZM125 120H126V119H125ZM127 120H128V119H127ZM153 120H154V119H153ZM173 120H174V119H173ZM186 120H188V119H186ZM189 120H190V119H189ZM192 120H193V119H192ZM213 120H212V121H213ZM252 120H254V119L252 118L251 121H252ZM115 121H114V122H115ZM120 121H121V120H120ZM169 121H170V120H169ZM169 121H168V122H169ZM171 121H172V120H171ZM171 121H170V122H171ZM177 121H178V120H177ZM190 121H191V120H190ZM199 121H200V120H199ZM201 121H202V120H201ZM204 121H202V123H203ZM219 121H222V122H223V120H219ZM224 121H226V120H224ZM249 121H250V119H249ZM108 122H109V121H108ZM110 122H111V121H110ZM110 122H109V124H110ZM112 122H113V121H112ZM182 122H183V121H182ZM192 122H193V121H192ZM208 122H210V121H208ZM222 122H218V123H221V124H222ZM229 122H230V121H229ZM262 122H263V121H262ZM86 123H87V122H86ZM98 123H99V122H98ZM98 123L96 122V124H98ZM120 123H121V122H120ZM171 123H172V122H171ZM171 123H170V124H171ZM174 123H175V122H174ZM180 123H181V122H180ZM194 123H196V122H194ZM202 123H201V126H202ZM206 123H207V122H206ZM206 123L204 122V124L207 125L208 128H211V127L214 126L213 123H212L213 126H212L211 124H206ZM216 123H217V122H216ZM218 123H217V124H218ZM224 123H225V122H224ZM224 123H223V124H224ZM231 123H232V121H231ZM170 124H169V125H170ZM176 124H177V123H176ZM191 124H192V123H191ZM217 124H216V125H217ZM225 124H227V122H226ZM225 124H224V126H225ZM249 124H250V123H249ZM106 125H108V124H106ZM110 125H111V124H110ZM115 125H116V124H115ZM181 125H183V124H181ZM181 125H180V126H181ZM187 125H188V124H187ZM193 125H194V124H193ZM196 125H197V123H196ZM198 125H199V124H198ZM205 125H204V126H205ZM209 125H210L211 127H210ZM261 125H262V124H261ZM96 126H97V125H96ZM180 126H179V127H180ZM201 126L199 125V127H201ZM222 126H223V125H222ZM94 127H95V126H94ZM98 127H99V125H98ZM165 127H166V126H165ZM168 127H169V126H168ZM171 127H173V126H171ZM186 127H187V126H186ZM199 127H198V128H199ZM202 127H203V126H202ZM225 127H226V126H225ZM227 127H228V126H227ZM244 127H245V126H244ZM96 128H97V127H96ZM100 128H101V127H100ZM110 128H111V127H110ZM183 128H184V127H183ZM188 128H189V127H188ZM195 128H196V126H195ZM198 128H197V129H198ZM204 128H206V127H203V129H204ZM208 128H207V129H208ZM221 128L224 129V127H221V126H220V129H221ZM92 129H93V128H92ZM94 129H95V128H94ZM140 129H141V127H140ZM145 129H146V128H145ZM164 129H165V128H164ZM164 129H163V130H164ZM218 129H219V128H218ZM243 129H244V128H243ZM97 130H98V129H97ZM101 130H102V128H101ZM103 130H104V129H103ZM105 130H106V129H105ZM135 130H136V129H135ZM183 130H185V129H183ZM191 130H192V129H191ZM211 130H212V128H211ZM224 130H225V129H224ZM236 130H237V129H236ZM112 131H113V130H112ZM112 131H111V132H112ZM164 131H165V130H164ZM188 131H189V130H188ZM198 131H199V130H198ZM200 131H201V130H200ZM214 131H215V130H214ZM233 131H234V130H233ZM233 131H232V133H233ZM237 131H239V130H237ZM237 131H235V132H237ZM111 132H110L109 134H111ZM144 132H146V131L144 130ZM147 132H148V131H147ZM183 132H186V131H183ZM183 132H182V133H183ZM193 132H194V131H193ZM202 132H203V131H202ZM217 132H218V131H217ZM223 132H225V131H223ZM94 133H95V132H94ZM97 133H98V132H97ZM104 133H106V132H104ZM198 133H199V132H197V134H198ZM240 133H241V132H240ZM240 133H237L236 135H238V134H240ZM134 134H135V133H134ZM138 134H139V133H138ZM170 134H172V132H171ZM191 134H192V133H191ZM210 134H211V133H210ZM233 134H234V133H233ZM51 135H52V134H51ZM53 135H54V134H53ZM106 135H107V134H106ZM145 135H147V134H145ZM167 135H168V134H167ZM188 135H189V134H188ZM203 135H204V133H203ZM221 135H224V133L221 134ZM236 135H235V136H236ZM99 136H100V135H99ZM102 136H103V135H102ZM142 136H143V135H142ZM163 136H164V135H163ZM165 137L168 138L167 136H165ZM190 137H191V136H190ZM195 137H196V136H195ZM220 137H221V136H220ZM104 138H105V137H104ZM108 138H109V137H108ZM139 138L141 139V137H139ZM183 138H184V137H183ZM185 138H186V137H185ZM216 138H217V137H216ZM222 138H223V136H222ZM145 139H146V141H147V138H145ZM151 139H152V138H151ZM196 139H197V138H196ZM198 139L201 140V138H198ZM207 139H208V138H207ZM218 139H219V138H218ZM134 140H136V139H134ZM142 140H144V139L142 138ZM142 140H141V141H142ZM149 140H150V137H149ZM193 140H194V139H193ZM97 141H98V140H97ZM100 141H101V140H100ZM100 141H99V142H100ZM108 141H110V139H109ZM150 141H151V140H150ZM167 141H169V139H168ZM173 141H176V140H173ZM194 141H195V140H194ZM208 141H209V140H208ZM222 141H223V140H222ZM52 142H53V141H52ZM104 142H105V141L103 140V143H104ZM106 142H107V141H106ZM135 142H136V141H135ZM137 142H138V140H137ZM139 142H140V140H139ZM139 142H138L137 144H139ZM143 142H144V141H143ZM147 142H148V141H147ZM154 142H155V141H154ZM179 142H180V140H179ZM182 142H183V141H182ZM218 142L221 143L220 141H218ZM110 143H111V142H110ZM175 143H177V142H175ZM175 143H174V144H175ZM183 143H184V142H183ZM190 143H192L191 140H190ZM194 143H195V142H194ZM206 143H207V142H206ZM208 143H209V142H208ZM51 144H52V143H51ZM135 144H136V143H135ZM140 144H141V143H140ZM151 144H152V143H151ZM166 144H167V143H166ZM192 144H193V143H192ZM195 144H197V141H196ZM198 144H199V143H198ZM202 144H203V143H202ZM132 145H133V144H132ZM148 145H149V144H148ZM153 145H154V144H153ZM203 145L206 146L205 144H203ZM217 145H218V144H217ZM53 146H54V145H53ZM56 146H57V145H56ZM99 146H100V145H98V149H99ZM133 146H134V145H133ZM160 146H161V145H160ZM189 146H190V145H189ZM218 146H219V145H218ZM100 147H101V146H100ZM103 147H104V146H103ZM108 147H109V146H108ZM199 147H200V146H199ZM207 147H208V146H207ZM214 147H216V146H214ZM220 147H221V146H220ZM52 148H54V147H52ZM133 148H134V147H133ZM136 148H138V147H136ZM136 148H135V149H136ZM179 148H180V147H179ZM179 148H178V149H179ZM188 148H189V147H188ZM191 148H192V147H191ZM203 148H204V147H203ZM203 148H202V149H203ZM100 149H101V148H100ZM181 149H182V148H181ZM217 149H218V148H217ZM52 150H53V149H52ZM54 150H55V149H54ZM67 150H68V149H67ZM102 150H103V149H102ZM104 150H105V149H104ZM104 150H103V151H104ZM132 150H133V149H132ZM138 150H139V149H138ZM138 150H137V151H138ZM156 150H157V149H156ZM183 150H185V149H183ZM64 151H65V150H64ZM103 151H102V152H103ZM151 151H153V150H151ZM106 152H107V151H106ZM106 152H105V153H106ZM108 152H109V151H108ZM108 152H107V153H108ZM111 152H112V151H111ZM160 152H162V150H161ZM165 152H166V151H165ZM168 152H169V151H168ZM168 152H167V153H168ZM257 152H258V151H257ZM69 153H70V150H69ZM77 153H78V152H77ZM107 153H106V154H107ZM144 153H145V152H144ZM53 154H54V152H53ZM66 154H67V153H66ZM103 154H104V153H103ZM111 154H112V153H111ZM147 154H148V153H147ZM160 154H162V153H160ZM165 154H166V153H165ZM165 154H164V155H165ZM188 154H190V152H188ZM54 155H55V154H54ZM77 155L80 156V154H77ZM137 155H138V154H137ZM139 155H140V154H139ZM164 155H163V156H164ZM186 155H187V154H186ZM57 156H58V155H57ZM59 156H61V155L59 154ZM65 156H66V155H65ZM70 156H71V155H70ZM103 156H104V155H103ZM131 156H132V155H131ZM154 156H155V155H154ZM156 156H157V155H156ZM159 156H160V155H159ZM159 156H158L157 158H159ZM161 156H162V155H161ZM49 157H50V156H49ZM51 157H52V156H51ZM108 157H109V156H108ZM111 157H112V156H111ZM115 157H116V156H115ZM147 157L149 158V155H148ZM184 157H185V156H184ZM130 158H131V157H130ZM154 158H155V157H154ZM157 158H156V159H157ZM160 158H161V157H160ZM160 158H159V159H160ZM167 158H168V157H167ZM170 158H171V156H170ZM56 159H57V158H56ZM134 159H135V158H132L133 161H134ZM171 159H172V158H171ZM61 160H62V159H61ZM116 160H117V159H116ZM118 160H120V158H119ZM122 160H123V159H122ZM122 160H121V161H122ZM153 160H154V159H153ZM153 160H152V161H153ZM157 160H158V159H157ZM168 160H169V159H168ZM207 160H208V159H207ZM69 161H70V160H69ZM72 161H73V160H72ZM127 161H128V159H127ZM154 161H156V160H154ZM154 161H153V163L156 164V166H157V162H159V161H157V162H154ZM166 161H167V160H166ZM169 161H172V160H169ZM205 161H206V160H205ZM76 162H77V161H76ZM122 162H123V161H122ZM128 162H129V161H128ZM172 162H173V161H172ZM198 162H199V161H198ZM54 163H55V162H54ZM78 163H79V162H78ZM129 163H130V162H129ZM166 163H167V162H166ZM193 163H194V162H193ZM59 164H60V163H59ZM135 164H137V163L135 162ZM138 164H139V163H138ZM160 164L163 165V163H160ZM188 164H189V163H188ZM190 164H192V163L190 162ZM202 164H203V163H202ZM207 164H208V163H207ZM73 165H74V164H73ZM126 165H127V164H126ZM126 165H125V166H126ZM165 165H166V164H165ZM167 165H168V164H167ZM185 165H187V164H185ZM193 165H195V164H193ZM62 166H63V164H62ZM135 166H136V165H135ZM151 166H153V165H151ZM154 166H155V165H154ZM154 166H153V167H154ZM160 166H161V165H160ZM168 166H169V165H168ZM64 167H65V166H64ZM64 167H63V168H64ZM66 167H67V165H66ZM74 167H76V165H75ZM128 167H129V166H128ZM153 167H152V168H153ZM157 167L160 168L159 166H157ZM161 167H162V166H161ZM201 167H202V166H201ZM110 168H111V167H110ZM154 168H155V167H154ZM158 168H157L156 170H158ZM163 168H164V167H162V169H163ZM166 168H167V167H166ZM169 168H170V167H169ZM169 168H167V169H168L167 171H170V170H171V169L169 170ZM174 168H175V167H174ZM174 168H173V171H174ZM65 169H66V168H65ZM68 170H69V169H68ZM73 170H74V169H73ZM150 170H151V169H150ZM179 170H180V169H179ZM182 170H183V169H182ZM103 171H104V170H103ZM113 171H114V170H113ZM140 171H141V170H140ZM160 171H162V170H159V173H160ZM171 171H172V170H171ZM171 171H170V172H171ZM64 172H66V171H64ZM64 172H63V175H66V174H64ZM69 172H70V171H69ZM133 172H135V171H133ZM136 172H137V171H136ZM138 172H139V171H138ZM142 172H143V171H142ZM157 172H158V171H157ZM165 172H166V171H165ZM170 172H169V173H170ZM181 172H182V171H181ZM118 173H119V172H118ZM129 173H130V172H129ZM171 173H172V172H171ZM177 173H178V172H177ZM182 173H183V172H182ZM182 173H180V174H182ZM104 174H105V172H104ZM123 174H124V173H123ZM173 174H174V173H173ZM175 174H176V173H175ZM178 174H179V173H178ZM186 174H187V173H186ZM69 175H70V174H69ZM100 175H101V173H100ZM105 175H106V174H105ZM114 175L116 176L115 173H114ZM120 175H122V174H120ZM180 176H181V175H180ZM182 176H183V175H182ZM187 176H188V174H187ZM73 177H74V175H73ZM109 177H110V176H109ZM173 177H174V175H173ZM177 177H178V175H177ZM183 177H184V176H183ZM179 178H182V177H179ZM184 178H185V177H184ZM68 180H69V179H68ZM105 180H106V179H105ZM114 180H115V179H114ZM166 181H167V180H166ZM170 181H171V180H169V182H170ZM173 181H174V180H173ZM167 182H168V181H167ZM151 187H152V186H151ZM151 187H150V188H151ZM143 188H144V187H143ZM146 189H147V188H146ZM147 192H149V191H147ZM149 194H150V193H149ZM151 194H152V193H151ZM151 194H150V195H151ZM189 195H190V194H189ZM158 196H159V195H158ZM167 196H169V195H167ZM170 196H171V195H170ZM152 197H153V196H152ZM174 197H175V196H174ZM160 198H164V197H162V195H161ZM169 198H170V197H169ZM152 199H153V198H152ZM150 200H151V198H150ZM158 200H159V199H158ZM158 200H157V201H158ZM176 200H177V199H176ZM146 201H147V200H146ZM152 201H154V200H152ZM167 201H168V200H167ZM136 202H137V201H136ZM147 202H148V201H147ZM161 202H162V201H161ZM176 202H177V201H176ZM140 203H141V202H140ZM169 203H170V202H169ZM182 203H183V202H182ZM153 204H155V203H152V205H153ZM157 204H158V203H156L155 205L157 206ZM184 204H185V203H184ZM172 205H175V202H173ZM141 206H142V205H141ZM146 206H147V205H146ZM159 206H160V205H159ZM159 206H158V207H159ZM178 206H179V205H178ZM147 207H148V206H147ZM147 207H146L144 210H146ZM163 207H164V206H163ZM170 207H171V206H170ZM156 208H157V207H155V209H156ZM167 208H168V206H167ZM183 208H184V205H183ZM157 209H158V208H157ZM159 209H160V208H159ZM160 210H161V209H160ZM157 211H158V210H157ZM212 211H213V210H212ZM150 212H151V211H150ZM152 212H153V211H152ZM214 212L216 213V211H214ZM153 213L155 214V212H153ZM209 213H210V212H209ZM218 213H219V212H217L216 214H218ZM150 214H151V213H150ZM158 215H159V214H158ZM160 215H161V214H160ZM151 216H152V215H150V217H151ZM208 216H209V215H208ZM211 216H212V213H211ZM216 216H219V215H216ZM144 217H145V216H144ZM144 217H143V218H144ZM155 217H159V216H156V215H155ZM161 217H162V216H161ZM146 218H147V217H146ZM146 218H145V219H146ZM152 218H153V217H152ZM202 218H203V217H202ZM205 218H206V217H205ZM209 218H210V217H209ZM209 218H208V219H209ZM147 219H148V218H147ZM213 219H214V222H215V218H213ZM160 220H161V222H162V219H160ZM163 220H164V219H163ZM146 221H148V220H146ZM208 221H209V220H208ZM151 222H152V221H151ZM214 222H213V223H214ZM205 223H206V222H205ZM205 223H204V224H205ZM207 223H208V222H207ZM215 223H216V222H215ZM218 223H219V222H218ZM218 223H217V224H218ZM226 223H227V222H226ZM153 224L155 225V223H153ZM162 224H163V223H162ZM222 224H223V223H222ZM222 224H220V225L222 226ZM229 224H230V223H229ZM206 225H207V224H206ZM215 225H216V224H215ZM218 225H219V224H218ZM226 225H227V224H226ZM208 226H209V225H208ZM213 226H214V225H213ZM230 226H231V224H230ZM204 227L207 228L205 225H204ZM224 227H225V226H224ZM228 227H229V226H228ZM235 227H236V226H235ZM7 228H8V227H6V229H7ZM202 228H203V227H202ZM209 228H210V227H209ZM211 228H212V227H211ZM211 228H210V229H211ZM216 228H217V227H216ZM229 228H230V227H229ZM157 229H158V228H157ZM195 229H196V228H195ZM7 230H8V229H7ZM7 230H5V231H7ZM159 230H160V229H159ZM159 230H158V231H159ZM228 230H229V229H228ZM153 231H154V229H153ZM220 231H221V230H220ZM230 231H231V230H230ZM232 231H233V230H232ZM10 232H11V230L9 231V233H10ZM154 232H155V231H154ZM216 232H217V231H216ZM221 232H222V231H221ZM221 232H220V233H221ZM7 233H8V232H7ZM157 233H158V232H157ZM213 233H214V232H213ZM222 233H223V232H222ZM0 234H1V232H0ZM2 234H4V232H3ZM10 234H11V233H10ZM10 234H8V235H9V237H8L9 239H10V237H11ZM155 234H156V233H155ZM215 234H216V233H215ZM223 234H224V233H223ZM8 235H7V236H8ZM156 235H157V234H156ZM158 235H159V234H158ZM3 236H4V235H3ZM12 236H13V235H12ZM130 236H131V235H130ZM130 236H129V237H130ZM137 236H138V235H137ZM140 236H141V235H140ZM162 236H163V235H162ZM162 236L160 235V237H162ZM164 236H165V235H164ZM5 237H6V235L4 236V238H5ZM135 237H136V236H135ZM153 237H154V236H153ZM155 237H156V236H155ZM5 239H6V238H5ZM133 239H135V238H133ZM133 239H132V240H133ZM132 240H130V241H132ZM136 240H137V239H136ZM141 240H142V239H141ZM154 240H155V238H154ZM154 240H152V241H154ZM7 241H8V239H7ZM10 241H11V240H10ZM112 241H114V240H111V242H112ZM133 241H134V240H133ZM142 241H143V240H142ZM142 241H141V242H142ZM155 241H156V240H155ZM157 241H158V240H157ZM93 242L96 243L95 241H93ZM127 242H128V241H127ZM141 242H140V243H141ZM8 243H9V242H7L6 244H8ZM88 243H89V242H88ZM94 243H89V244L92 245V248H93V244H94ZM130 243L132 244V242H130ZM130 243H129V246H130ZM151 243H152V242H151ZM153 243H154V242H153ZM6 244H4V245L6 246ZM20 244H21V243H20ZM89 244H88V246H89ZM110 244H111V243H110ZM110 244H109V245H110ZM116 244H118V243H116ZM10 245H12V244H9V245H8L9 247L7 246V248H11V249H13V250L15 251V249L13 248V246H10ZM91 245H90V246H91ZM95 245H97V244H95ZM95 245H94V246H95ZM103 245H104V244H103ZM103 245H102V247H103ZM119 245H120V244H119ZM125 245H126V244H125ZM125 245H124V246H125ZM132 245H133V244H132ZM138 245H139V244H138ZM150 245H151V244H150ZM86 246H87V244H86ZM90 246H89V248H90ZM111 246H112V244H111ZM115 246H116V245H115ZM124 246H123V247H124ZM127 246H128V244H127ZM83 247H84V246H83ZM104 247H106V246L104 245ZM119 247H120V246H119ZM119 247H118V248H119ZM130 247H131V250H132V248H133L134 246H133V247L130 246ZM130 247H129V248H130ZM137 247L139 248V246H137ZM140 247H141V246H140ZM146 247H147V246H146ZM148 247H149V245H148ZM150 247H151V246H150ZM154 247H155V246H154ZM154 247H153V248H154ZM84 248L86 249V247H84ZM94 248H95V247H94ZM94 248H93V249H94ZM100 248H101V246H100ZM109 248H114V247H110V246H109ZM155 248H156V247H155ZM96 249H97L96 251H98V248H96ZM104 249H105V250H104ZM104 249H103L102 251H106V250L108 249V246H107V249H106V248H104ZM114 249H115V248H114ZM86 250H87V249H86ZM88 250H89V249H88ZM88 250H87V251H88ZM91 250H92V249H91ZM94 250H95V249H94ZM94 250H93V251H94ZM108 250H109V249H108ZM112 250H113V249H112ZM112 250H111V251H112ZM131 250H130V252H131ZM11 251H12V250H11ZM93 251H92V252H93ZM109 251H110V250H109ZM119 251L121 252V249H120ZM119 251H118V252H119ZM128 251H129V250H128ZM132 251H134V250H132ZM137 251H138V250H137ZM140 251H142V250H140ZM144 251H145V250H143L142 252H144ZM153 251H154V250H153ZM94 252H95V251H94ZM154 252H155V251H154ZM154 252H152V253H154ZM147 253H148V252H147ZM147 253H146V254H147ZM150 253H151V252H150ZM129 254H130V253H129ZM131 255H132V254H131ZM152 255H153V254H152ZM152 255H151V256H152ZM164 255H165V254H164ZM181 255H182V254H181ZM87 256H88V255H87ZM127 256H128V255H127ZM153 256H154V255H153ZM153 256H152V257H153ZM169 256H170V255H169ZM167 257H168V256H167ZM129 258H130V257H129ZM129 258H127V259H129ZM131 258H132V257H131ZM131 258H130V259H131ZM134 258H136V257H134ZM169 258H170V257H168V259H169ZM172 258H173V257H172ZM181 258H182V257H181ZM87 259H88V258H87ZM130 259H129V260H130ZM139 259H140V258H139ZM145 260H146V259H145ZM166 260H167V259H166ZM173 260H174V259H173ZM182 260H183V259H182ZM196 260H197V259H196ZM208 260H209V259H208ZM208 260H207V261H208ZM216 260H217V259H216ZM131 261H132V260H131ZM169 261H170V260H169ZM190 261H191V260H190ZM200 261H201V260H200ZM203 261H204V260H203ZM203 261H202V262H203ZM132 262H133V261H132ZM158 262H159V261H158ZM188 262H189V261H188ZM202 262H201V263H202ZM205 262H206V261H205ZM106 263H107V262H106ZM128 263H129V262H128ZM136 263H137V262H136ZM156 263H157V262H156ZM160 263H161V262H159V264H160ZM172 263H174V262H172ZM177 263H178V262H177ZM189 263H190V262H189ZM132 264H134V263H132ZM139 264H144V263H142V262L140 263V262H139ZM146 264H147V262H146ZM148 264H149V263H148ZM175 264H176V263H175ZM205 264H209V263H205Z\"/></svg>",
  "mask_w": 264,
  "mask_h": 264
}]
</instances>
